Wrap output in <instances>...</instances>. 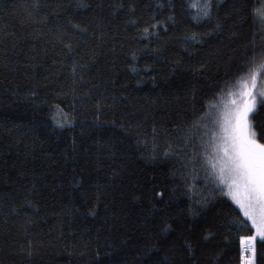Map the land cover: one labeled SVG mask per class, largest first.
<instances>
[{
    "label": "trees",
    "instance_id": "1",
    "mask_svg": "<svg viewBox=\"0 0 264 264\" xmlns=\"http://www.w3.org/2000/svg\"><path fill=\"white\" fill-rule=\"evenodd\" d=\"M194 2L0 0V264H243L181 137L264 63V0Z\"/></svg>",
    "mask_w": 264,
    "mask_h": 264
},
{
    "label": "snow or ice",
    "instance_id": "2",
    "mask_svg": "<svg viewBox=\"0 0 264 264\" xmlns=\"http://www.w3.org/2000/svg\"><path fill=\"white\" fill-rule=\"evenodd\" d=\"M190 7L200 10L198 20L211 19L212 0H203L202 4L194 2ZM254 13L264 24V3L254 9ZM68 48L71 50V45ZM251 84V89L241 93L240 104L233 100L231 106H221L209 101L207 111L188 125L181 137L184 148L190 150L185 156L193 174L192 181L195 182L198 172L203 171L204 182L213 185L216 192L230 198L238 207L243 217L240 225L255 229L253 235L243 238L246 241L244 250L250 252L245 264H256V238L264 242V120L250 119V115L264 110V91H252L255 75L251 76ZM57 124L63 127L60 121ZM168 148L171 151V144Z\"/></svg>",
    "mask_w": 264,
    "mask_h": 264
},
{
    "label": "rangeland",
    "instance_id": "3",
    "mask_svg": "<svg viewBox=\"0 0 264 264\" xmlns=\"http://www.w3.org/2000/svg\"><path fill=\"white\" fill-rule=\"evenodd\" d=\"M252 75H255V88L252 89V91L253 92L264 91V63H263L262 65H259L251 74H248L245 77L241 78L233 88H231L227 93L221 94L212 103L215 105H221V106L223 105L231 106V102L235 100L237 104H240L243 99L241 93L247 89L252 88V84H251ZM242 81H248V83L244 84L242 83ZM257 99H259V97H257ZM216 115L218 116L219 112H216ZM251 116L252 115H250V119H252ZM245 244H246V241L242 239V262L243 264H244Z\"/></svg>",
    "mask_w": 264,
    "mask_h": 264
}]
</instances>
